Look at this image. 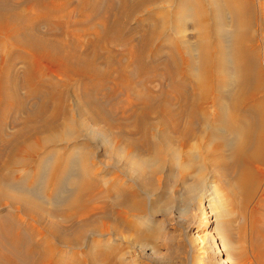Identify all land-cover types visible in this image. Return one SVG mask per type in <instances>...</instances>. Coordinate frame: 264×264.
Listing matches in <instances>:
<instances>
[{
	"label": "bare ground",
	"instance_id": "bare-ground-1",
	"mask_svg": "<svg viewBox=\"0 0 264 264\" xmlns=\"http://www.w3.org/2000/svg\"><path fill=\"white\" fill-rule=\"evenodd\" d=\"M107 136L138 180L137 191L108 185L128 199L124 213L143 210L147 174L181 167L185 180L194 169L201 183L212 170L262 263L264 0H0V264L114 263L92 240L90 206L102 180L93 143ZM52 237L84 258L64 259ZM227 246L217 247L223 264Z\"/></svg>",
	"mask_w": 264,
	"mask_h": 264
},
{
	"label": "rangeland",
	"instance_id": "rangeland-1",
	"mask_svg": "<svg viewBox=\"0 0 264 264\" xmlns=\"http://www.w3.org/2000/svg\"><path fill=\"white\" fill-rule=\"evenodd\" d=\"M73 2L75 4L77 0ZM74 8L71 7L66 15L71 19H75L76 16ZM10 51L20 50L11 47ZM24 92L25 90H22L23 95ZM120 99H125L123 93H120ZM6 124L8 134L17 127L14 126L12 116L7 119ZM103 140L93 143L96 151L92 162L102 180L100 179L94 194H90L92 198L90 206L94 209L91 211V214H94L93 221L99 222L96 225V236L92 240L102 243L103 253H108V250L113 253V264H223L219 260L220 255L216 254L221 241L228 245L225 258L228 264H264V261L262 263L258 261L257 254L248 244L247 246L243 244L244 226H249V221L233 205L227 188L212 170H205V173L201 174L203 180L201 183L197 180V172L194 169L189 170L192 176L185 180L181 167L172 171L166 168L161 180L147 174L146 188L142 190L143 210L141 212L132 210L134 214L131 211L129 214L124 213L126 211L121 204L128 199L125 197V200L122 198L118 200V196L108 192V185L113 182L112 179H120L121 184L131 185L132 191H137L138 180L125 177L122 173L126 163L125 150H122L116 160L112 150L107 147L112 143V139L107 136ZM104 180L108 184L102 182ZM138 200L133 198L129 202L134 206L141 202ZM47 204L44 211L51 213L54 206L51 202ZM20 210L23 208L20 207ZM66 213L70 214L71 211H62V214ZM20 215L29 221L23 213ZM50 219L56 220L55 222L59 219V222H63L62 217ZM101 221L108 225L106 233L101 232ZM64 225V228L70 231L75 227L71 222ZM51 242L64 250L66 256L63 255V258L66 260L72 259L74 252H78L80 257L84 258L82 254L85 250L78 249L80 246L68 249L53 237ZM250 242L252 239L249 238V245ZM105 262L106 260L103 262L102 258L97 264Z\"/></svg>",
	"mask_w": 264,
	"mask_h": 264
}]
</instances>
